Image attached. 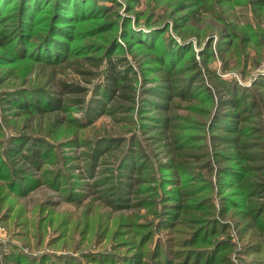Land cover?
Wrapping results in <instances>:
<instances>
[{"label":"rangeland","instance_id":"374dc122","mask_svg":"<svg viewBox=\"0 0 264 264\" xmlns=\"http://www.w3.org/2000/svg\"><path fill=\"white\" fill-rule=\"evenodd\" d=\"M13 1L0 0V250L18 248L35 256L75 247L97 251L105 227L96 223L95 211L110 220L119 211L152 222L146 248L149 253L161 239L156 258L164 257L168 239L191 240L198 222L202 231L196 230V238L209 232L212 240L192 245L208 249L190 255L187 264L232 242L237 253L231 249L227 264L261 260L263 251L255 254L249 245L264 240V41L252 36L230 56L223 51L226 39L215 30L211 38L205 27L203 35L185 42L171 24L161 30L170 23L164 1L96 0L120 15L117 30L105 25L100 37L86 38L105 43H94L87 53L85 45L77 46L86 41L80 33L74 42L58 36L36 44L37 37L28 46L24 22L31 23L27 31L43 22L35 20L37 9L19 21L22 4ZM25 1L45 5L41 16L51 18L56 9L52 0ZM54 3L58 9L63 5ZM72 7H61L60 14L69 15ZM150 12L164 16L159 25L147 18ZM229 12L227 20L238 26L264 27V11L257 7L236 5ZM68 23L55 33L67 32ZM133 30L149 31L143 37H153L155 46L140 43ZM132 32L134 39L127 35ZM88 56L97 59H82ZM115 70L123 85L119 94L106 88L104 72ZM130 78L134 90L125 86ZM231 99L234 105L228 104ZM55 100L58 107L44 105ZM175 186L181 188L179 203L186 214L180 216L184 227L170 229L154 210L163 208V196ZM242 192L248 201L241 205ZM145 197L154 199V210L142 205Z\"/></svg>","mask_w":264,"mask_h":264},{"label":"trees","instance_id":"16d2710c","mask_svg":"<svg viewBox=\"0 0 264 264\" xmlns=\"http://www.w3.org/2000/svg\"><path fill=\"white\" fill-rule=\"evenodd\" d=\"M52 8L53 12L51 15V18L49 16H41L40 12H42V9H47L45 5H42L40 2L35 5L32 3H29L25 0H14V3H21V7L18 8V15H19V21H21L26 13L32 14V12L37 9L38 16L35 20L41 19V22L43 24H39L34 28L32 31H27L28 26L31 24H28V22L24 25L26 28V32H24L25 40H27V45L30 46L29 40L37 38L34 43H43L47 39L51 38H58L60 36L65 41H68L67 38L71 39L73 42L75 39H77V35L81 33V39H85L86 41L83 43H78L77 46L85 45L84 48H82V51L90 52V49L93 48L94 43H97V45L101 43H105L104 41H91V39L86 38H94V37H100V33L103 32L101 28H104L105 25H108L106 29L108 31H111V29H115L117 26L118 19L120 18V15L117 14V10L114 9L112 6H105L100 7V5L96 4V0H56V2H60L61 7L67 9L68 5H72V9L70 11L69 15L66 14H60V9H58V4L56 5L54 3V0H52ZM91 2V6L89 5L88 8H85V4L88 2ZM96 1V2H95ZM113 1V2H112ZM136 1V0H133ZM152 2H159L164 1V5H167L170 10L167 14V17L170 18V23L167 21L165 23V26L163 28H160L161 30H164L171 24L173 27L174 32H176V38H178L180 41L185 42L188 41L191 38H196L197 35L201 34L203 35L204 28L206 27L208 30L207 36L213 37L212 31L215 30L216 34L221 35L222 38L226 39L223 51L229 53V55L233 56L235 55V48L240 45V42L247 43L248 41H251L252 36H258V39L264 41V27L263 29H257L253 30L251 24H243L241 26H238L237 24L229 22L228 14L230 13L229 10H232L235 8L236 5H251V7H257L259 10L264 11V0H150ZM110 2L115 3L116 0H110ZM13 3V4H14ZM94 4L96 8H94ZM35 5V6H34ZM60 5V4H59ZM163 5V4H162ZM163 5V6H164ZM57 6V7H56ZM129 6V3H128ZM93 9V10H92ZM229 9V10H228ZM91 10V11H90ZM168 11V10H167ZM210 11L209 13H207ZM150 12L149 16H147L148 19H154L152 22L156 26L159 25L158 21L164 17L160 16H152ZM165 13V12H164ZM163 13V14H164ZM140 13L138 12V15ZM162 14V15H163ZM116 15L114 20H111V16ZM31 16V15H30ZM47 19V20H46ZM166 19V18H164ZM44 20V21H43ZM72 21L71 23H68ZM164 21V20H163ZM56 23V24H55ZM61 23H68L67 26V32H57L55 33V29L61 30L59 27ZM148 23V22H147ZM147 25V24H146ZM203 25V26H202ZM66 26V27H67ZM217 26V28H216ZM148 26L145 28L147 29ZM216 28V29H215ZM81 29V30H80ZM118 29V26L116 27V30ZM66 30V29H65ZM75 31L74 36L72 37V31ZM126 31V30H125ZM137 34V37L139 39H142L140 43H143L146 46L154 47V45H151V40L153 37L145 38L143 36L149 35V31L146 32L144 30H133ZM200 31V32H199ZM134 32L131 34H127L129 37H132L134 39ZM124 33V30H123ZM255 33V34H254ZM111 35V32L110 34ZM112 37V36H111ZM110 38V37H109ZM108 38V39H109ZM171 41H174L176 45H178L176 39H172ZM190 41V40H189ZM211 41V40H210ZM127 42L131 43V40H127ZM156 43V40L154 41ZM32 43V42H31ZM192 42H190L191 44ZM212 44H209L211 46ZM217 51H220V46H218ZM211 51V48H210ZM213 53V52H210ZM49 56H53V54H48ZM97 59L96 56H88V57H82V59ZM121 61V60H120ZM160 61H163L162 58H160ZM118 63V62H117ZM121 65V62L120 64ZM113 65H108L107 69L108 71H111V68ZM115 69V68H114ZM108 71L104 72L105 78L107 80L105 81L106 88L111 90L118 89V94L121 93V88L123 85L118 83V80L121 77V74L118 73L117 70L114 71L115 74H110ZM232 79V78H229ZM126 80V79H124ZM235 83H237V80L232 79ZM111 81V82H110ZM123 81V80H122ZM232 81V82H233ZM131 78L129 82L125 84V86L129 85L133 90L135 89L133 86V83H131ZM114 87V89H113ZM122 94L118 97L121 99ZM121 101V100H120ZM57 100H55L54 103H50L46 101L44 105L49 108L58 107ZM82 103V102H80ZM120 105L121 102H116ZM256 102H252L254 105ZM228 104L234 105L235 102L233 99L228 102ZM26 106V105H23ZM32 107H35L37 109V105H31ZM149 180L154 181V177L151 176ZM150 183H153L150 181ZM147 191H151L152 194L155 193L154 188L146 186ZM205 188H208L206 186ZM169 194H167L165 197L166 199H163L161 201L160 197L156 199L157 201H161V206L163 205V208L155 209L154 206L151 204H154L153 200H148L143 198L142 205L151 206L154 210L155 216L159 221L161 219L165 221H169L170 229L177 226L184 227L183 218H180L181 215L186 214V210H183L185 207L181 206L179 201L181 199V188L174 187L171 190H168ZM239 196L242 198V203H245L244 200H246L247 196L243 194H239ZM151 197V196H150ZM248 201V200H246ZM155 202V203H156ZM151 203V204H150ZM172 203V204H169ZM169 205V206H166ZM193 205V204H192ZM245 205V204H244ZM248 202H246L245 208L248 207ZM112 208H114L112 204ZM189 208H193L194 210L197 209L196 206H192ZM244 208V209H245ZM118 210V209H116ZM174 211V212H172ZM96 223H100L104 225L105 230L102 234V237L100 238V241L103 243L102 247L97 249V251H87V250H78L79 247H75L74 249L66 250V252L63 253H57L52 254L51 256L47 255L46 253L40 254V255H32V254H25L18 248L10 249L9 252H6L4 250H0L2 253L3 258L0 264H10V263H16V264H85L82 262V259H86L90 264H187L189 262L188 257L193 254H197V257L199 254L204 252V250L208 249V247H192V245L197 243H203L204 245H209V242L212 240L211 233L209 232H203L201 238H196L198 234H195L196 230L200 229L196 224H194L195 228H193L190 236H192L191 240L185 239L184 236L182 238L179 236L178 240H173L172 238L168 239V244L163 246L162 253L164 255L163 258H156V252L160 249L162 246L161 239H159L156 243H154L153 247L149 250V253L147 252L146 248V242L150 239V237L153 236L151 223L149 221L139 222L138 219L141 216L139 214L138 216L135 215H129V216H123L122 213L119 211L116 212L115 216H113V220H110L108 217L104 219L105 213H98L95 211L94 213ZM246 217H249L248 214L245 215ZM252 218V215L250 216ZM132 219V220H130ZM212 219V218H210ZM172 221V222H171ZM157 225V223H156ZM163 226V224H161ZM227 228L230 227L229 224H227ZM225 228V230L227 229ZM232 228V227H231ZM94 229V228H93ZM93 229L91 231H93ZM154 230H157V227L154 228ZM90 231V232H91ZM202 228L199 230L201 233ZM230 231V229L227 231V233ZM244 229L242 230L243 233ZM212 232V231H211ZM262 232L264 233V228H262ZM181 234V233H180ZM93 235V234H92ZM95 235V234H94ZM95 236L99 237V234H96ZM113 236V238H112ZM229 240H233V237L229 234L228 236ZM115 242H111V244H108L110 240ZM217 238L213 239L216 240ZM191 241V242H190ZM217 241V240H216ZM216 241H213L215 243ZM107 243V244H104ZM170 243V244H169ZM238 244L236 242H232L229 244H226L224 246H221L216 251L214 248H209L210 250L205 251L210 252L213 254L211 257H208L206 259L201 260V262L197 261V258L193 261V264H227L229 263V257L232 252L231 249H235L236 252V246ZM250 249H254L253 253L259 254L261 253L262 258L261 260L255 259L256 261H251L250 264H264V240H258V242H252L251 245H249ZM121 248H124L122 250ZM101 251V252H99ZM226 251L225 253H223ZM242 251L247 252L249 250L245 249ZM79 253V254H78ZM237 253V252H236ZM208 256V255H207ZM156 258V259H154ZM179 259V260H178ZM85 261V260H84ZM85 261V262H86ZM162 261V262H161ZM164 261V262H163ZM176 261V262H175ZM185 261V262H184ZM187 261V262H186ZM244 264H247L246 261H243Z\"/></svg>","mask_w":264,"mask_h":264}]
</instances>
